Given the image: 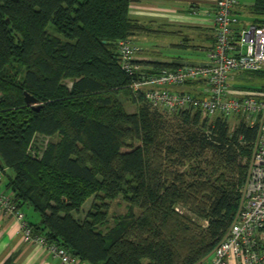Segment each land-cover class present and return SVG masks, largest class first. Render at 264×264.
I'll list each match as a JSON object with an SVG mask.
<instances>
[{
    "label": "trees",
    "instance_id": "trees-1",
    "mask_svg": "<svg viewBox=\"0 0 264 264\" xmlns=\"http://www.w3.org/2000/svg\"><path fill=\"white\" fill-rule=\"evenodd\" d=\"M133 1L0 0V173L33 232L82 263L196 264L235 218L258 127L133 91L118 43L153 31L131 17ZM252 9L264 15V0ZM120 195L128 211L102 231Z\"/></svg>",
    "mask_w": 264,
    "mask_h": 264
},
{
    "label": "built area",
    "instance_id": "built-area-1",
    "mask_svg": "<svg viewBox=\"0 0 264 264\" xmlns=\"http://www.w3.org/2000/svg\"><path fill=\"white\" fill-rule=\"evenodd\" d=\"M211 2L215 40L206 62L153 72L151 66L137 62L141 47L131 39L119 41V59L122 69L134 73L130 84L133 91L143 93L154 107L168 112L199 108L209 121L217 115L226 117L232 128L242 118L250 126L257 125L235 218L212 251L196 264H264V91H247L236 96L231 89L237 71L264 69V26L240 25L235 12L239 0ZM253 3L254 0L250 5ZM193 81L201 82L200 92L186 89ZM0 205L4 213L15 214L20 220L25 241L42 245L63 263L82 264L65 249L35 234L11 195L1 188Z\"/></svg>",
    "mask_w": 264,
    "mask_h": 264
},
{
    "label": "crops",
    "instance_id": "crops-1",
    "mask_svg": "<svg viewBox=\"0 0 264 264\" xmlns=\"http://www.w3.org/2000/svg\"><path fill=\"white\" fill-rule=\"evenodd\" d=\"M194 6L187 8L188 12L182 11L180 8H174L167 4H154L151 1L135 0L130 5V15L132 18L148 24L149 29L153 30L146 33H141L134 36V39L143 45L144 41L149 39V35L157 32V29L151 27L156 24L158 19L166 18L171 21V24H179L181 28L186 26L192 33L188 37L186 43H179L181 47H192L199 51L201 58L195 60L197 62H187L178 55L164 57L160 55H147L146 48H142L137 54V59L147 61L172 62L180 61L185 64H200L207 61V53L213 46L215 40V29L213 21L214 5L211 0H194ZM191 14L188 16L187 14ZM181 30V29H180ZM178 31V33L180 32ZM172 31V30H171ZM168 32V31H165ZM139 41V42H138ZM193 44V46H192ZM183 45V46H182ZM154 56L164 57L157 58ZM200 81L190 83V90L200 92ZM7 171H9L7 169ZM7 179L0 173V188L6 193ZM24 211V210H23ZM0 264H67L49 252L45 247L39 244L27 242L23 239L21 233V223L15 214H6L0 205ZM82 264H88L83 262Z\"/></svg>",
    "mask_w": 264,
    "mask_h": 264
},
{
    "label": "rangeland",
    "instance_id": "rangeland-1",
    "mask_svg": "<svg viewBox=\"0 0 264 264\" xmlns=\"http://www.w3.org/2000/svg\"><path fill=\"white\" fill-rule=\"evenodd\" d=\"M145 2L151 1L154 4L164 3L168 6L180 8L184 12H188L187 8L194 3V0H144ZM253 0H239V4L236 6V11L238 12L237 15L240 19V25L248 26L250 24L255 23L256 19H264V15L255 14L252 9ZM247 2V4H244ZM190 16L191 14H187ZM148 26V25H147ZM150 27V26H149ZM157 29V32H153L149 35V39L144 41L143 45L141 44L142 48H146L147 55H160L164 57H170L172 55H178L186 60L187 62H197L198 58H201L199 55V51L196 49L189 47H181L178 45L179 43H186L189 42L188 37L192 33L189 31V28L186 26H181L179 24H171V21L166 18L158 19L156 24L151 25ZM181 29V30H180ZM172 30V31H171ZM176 30H180L176 32ZM168 31V32H165ZM188 39V40H187ZM193 46V44H192ZM138 54V53H137ZM157 58H164L159 56H154ZM264 87V69L261 71H237L236 75L233 78V82L231 85L232 94L236 96H243L247 91L261 89ZM120 99L123 102L126 110L134 111L136 109V105L129 99L120 95ZM41 139V138H40ZM253 149V147H252ZM252 155V151L249 157H244L242 162L246 165V174L248 169V162ZM246 178V176H245ZM243 187V186H242ZM241 187V189H242ZM240 189V194H241ZM93 198L88 199L82 209L78 212H74L75 217L78 219H83L88 209L91 207ZM108 203V222L104 226H100L102 231H105L107 227L112 226L114 221L117 217L125 214L128 211V203L123 198L122 195L118 196L112 200H106ZM241 203V195L239 205ZM239 208V206H238ZM136 214H139L141 210L138 207L134 209ZM29 218L30 220H36V215L34 212L29 209Z\"/></svg>",
    "mask_w": 264,
    "mask_h": 264
},
{
    "label": "water",
    "instance_id": "water-1",
    "mask_svg": "<svg viewBox=\"0 0 264 264\" xmlns=\"http://www.w3.org/2000/svg\"><path fill=\"white\" fill-rule=\"evenodd\" d=\"M25 100L28 104L32 105V106H36L35 104L37 103V100L35 97H33L32 95H30L29 93L25 92Z\"/></svg>",
    "mask_w": 264,
    "mask_h": 264
}]
</instances>
